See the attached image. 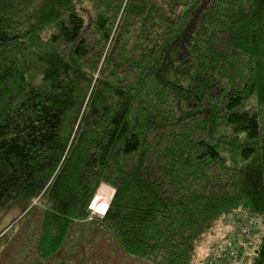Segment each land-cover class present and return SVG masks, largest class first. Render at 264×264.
I'll return each mask as SVG.
<instances>
[{
  "label": "trees",
  "instance_id": "1",
  "mask_svg": "<svg viewBox=\"0 0 264 264\" xmlns=\"http://www.w3.org/2000/svg\"><path fill=\"white\" fill-rule=\"evenodd\" d=\"M38 209V264L92 218L139 264L264 224V0H0V256Z\"/></svg>",
  "mask_w": 264,
  "mask_h": 264
},
{
  "label": "rangeland",
  "instance_id": "2",
  "mask_svg": "<svg viewBox=\"0 0 264 264\" xmlns=\"http://www.w3.org/2000/svg\"><path fill=\"white\" fill-rule=\"evenodd\" d=\"M90 13L91 11L87 14V17H89ZM101 190H104V192L101 193L97 201V195ZM98 193L92 204V216L101 218L111 203L115 190L107 185H103ZM41 211L38 209L34 216L31 217V220L33 219L34 222H31L28 229H22V232L25 230L26 236L21 238V241L17 243L18 245L11 247L5 251L3 256H0V264L40 263L37 261L36 248L39 243ZM18 217L17 212L6 218L4 217L2 227L0 228V237L8 231V228L10 229L15 224L14 221ZM93 219L78 223L61 255L47 264H139L137 261L127 258L117 251L114 244L108 241V236L104 234V231L93 226V223H91ZM234 219L242 220L241 222H243L242 224L245 227H252V232L251 236H247V240H245L247 237L243 238L240 242L241 244H239L240 247L235 244L237 248L234 253H236V256H241L239 257L240 259L236 258L238 261L235 260L233 264H249L252 254L258 249L264 236L263 219L257 218L253 222H250L247 220V215L243 212L237 213ZM226 225H229V223ZM226 225H224L225 228ZM242 229L243 227L240 225L235 226L233 224L229 228H221L217 238L207 240L197 247L192 264H206L212 256L220 255L221 252L228 249L229 241L237 242L236 239L239 235L243 234Z\"/></svg>",
  "mask_w": 264,
  "mask_h": 264
},
{
  "label": "built area",
  "instance_id": "3",
  "mask_svg": "<svg viewBox=\"0 0 264 264\" xmlns=\"http://www.w3.org/2000/svg\"><path fill=\"white\" fill-rule=\"evenodd\" d=\"M242 232H243V234L239 235V237L236 239L238 244H241L240 242L243 240V238L245 239L247 236L248 237L250 236L251 229L244 228V229H242ZM217 261H218L217 259H214L209 264H218Z\"/></svg>",
  "mask_w": 264,
  "mask_h": 264
},
{
  "label": "crops",
  "instance_id": "4",
  "mask_svg": "<svg viewBox=\"0 0 264 264\" xmlns=\"http://www.w3.org/2000/svg\"><path fill=\"white\" fill-rule=\"evenodd\" d=\"M230 227V225H228L226 228H229ZM225 227H224V229H226ZM223 229V228H222ZM221 230V229H220Z\"/></svg>",
  "mask_w": 264,
  "mask_h": 264
},
{
  "label": "bare ground",
  "instance_id": "5",
  "mask_svg": "<svg viewBox=\"0 0 264 264\" xmlns=\"http://www.w3.org/2000/svg\"><path fill=\"white\" fill-rule=\"evenodd\" d=\"M103 192H104V190H101V191H100V193H103Z\"/></svg>",
  "mask_w": 264,
  "mask_h": 264
}]
</instances>
